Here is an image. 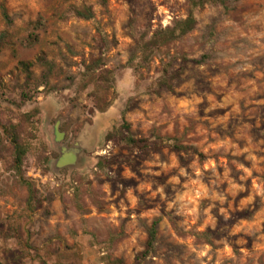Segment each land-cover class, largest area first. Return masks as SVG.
<instances>
[{"label": "rangeland", "instance_id": "obj_1", "mask_svg": "<svg viewBox=\"0 0 264 264\" xmlns=\"http://www.w3.org/2000/svg\"><path fill=\"white\" fill-rule=\"evenodd\" d=\"M192 1L0 0V264H264V0L197 6L146 55ZM56 124L93 135L81 168Z\"/></svg>", "mask_w": 264, "mask_h": 264}, {"label": "trees", "instance_id": "obj_2", "mask_svg": "<svg viewBox=\"0 0 264 264\" xmlns=\"http://www.w3.org/2000/svg\"><path fill=\"white\" fill-rule=\"evenodd\" d=\"M219 1L221 3L224 0H193L191 6L188 10V13L185 18L179 19L173 22L172 26H167L165 28H158L154 32L151 33L150 37L145 40L142 44V51L146 55H150L154 48L157 46L163 45L166 42L172 41L174 39L180 38L181 36L190 32L196 25V18L194 16V8L199 6L203 7L206 3H215ZM89 17V16H87ZM44 64H46L45 60L42 58L40 59ZM21 68L25 72L27 78L30 76V72L28 71V65L25 63H21ZM106 78V76L104 77ZM7 133H9V139L13 144L14 149V164L16 167H19L22 164V160L27 152V148L24 143L21 142L18 134L13 126L8 129ZM112 136V132L106 135L107 140L110 139ZM120 141L124 142L125 144L129 145L130 147H136L138 144V140H135L132 137H122ZM172 149L175 150H186L188 149L186 146L183 145H172L170 146ZM199 157H203L201 153H198ZM158 220H153L150 227L147 231V240L145 244V250L142 252V257L147 256L154 248V243L156 239V230H157ZM114 264H125L121 260H114Z\"/></svg>", "mask_w": 264, "mask_h": 264}, {"label": "water", "instance_id": "obj_3", "mask_svg": "<svg viewBox=\"0 0 264 264\" xmlns=\"http://www.w3.org/2000/svg\"><path fill=\"white\" fill-rule=\"evenodd\" d=\"M57 124L52 130L53 133V146L58 152V157L55 160V168L67 167L69 170L74 168H81L85 162L84 150H89V143L93 141V135H89L87 139H84L83 133H81L77 139L70 145L66 143H60V137L56 136Z\"/></svg>", "mask_w": 264, "mask_h": 264}, {"label": "flooded vegetation", "instance_id": "obj_4", "mask_svg": "<svg viewBox=\"0 0 264 264\" xmlns=\"http://www.w3.org/2000/svg\"><path fill=\"white\" fill-rule=\"evenodd\" d=\"M61 132L64 134V135H63V136H64V137H63V141H64V138H65V132H64V131H61ZM86 138H87V135L85 134V135H84V139H86ZM71 143H72V141L69 139L67 145H70Z\"/></svg>", "mask_w": 264, "mask_h": 264}]
</instances>
